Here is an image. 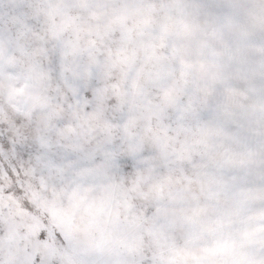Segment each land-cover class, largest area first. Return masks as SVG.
<instances>
[{"label": "snow or ice", "instance_id": "snow-or-ice-1", "mask_svg": "<svg viewBox=\"0 0 264 264\" xmlns=\"http://www.w3.org/2000/svg\"><path fill=\"white\" fill-rule=\"evenodd\" d=\"M0 264H264V0H0Z\"/></svg>", "mask_w": 264, "mask_h": 264}]
</instances>
